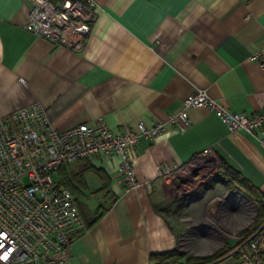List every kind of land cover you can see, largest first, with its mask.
<instances>
[{"label":"crops","instance_id":"obj_1","mask_svg":"<svg viewBox=\"0 0 264 264\" xmlns=\"http://www.w3.org/2000/svg\"><path fill=\"white\" fill-rule=\"evenodd\" d=\"M94 2L84 44L67 47L24 27L30 0H0V115L39 102L59 130L98 118L112 131L162 121L133 152V188L117 174V155L59 169L83 221L63 264H150L179 244L165 196L174 177L160 164L174 172L211 146L229 182L264 191V126L258 138L229 130L206 106L187 108L185 129L168 120L197 88L233 111L262 110L264 73L249 56L264 49V0Z\"/></svg>","mask_w":264,"mask_h":264},{"label":"built area","instance_id":"obj_2","mask_svg":"<svg viewBox=\"0 0 264 264\" xmlns=\"http://www.w3.org/2000/svg\"><path fill=\"white\" fill-rule=\"evenodd\" d=\"M30 2L24 27L55 44L82 46L97 19L94 0ZM249 57L257 60L264 73V49ZM260 99L262 110L247 114L231 110L205 89L197 88L183 98L181 108L168 120L185 129L187 108L206 106L229 130L242 129L258 138L264 126V90ZM162 130L163 122L156 120L150 125L138 122L136 129L112 131L101 118L59 130L51 125L39 102L0 115V264H63L60 254L83 228V221L71 190L55 181L52 172L90 155H117V174L133 188L138 183L133 165L137 143ZM259 140L264 146V138ZM193 162L202 170L218 164L208 146L174 172L161 164L158 170L175 177ZM197 179L188 176L189 183L196 184ZM235 237L228 251L205 264H264V213L257 217L254 208L250 222ZM227 256L232 258L226 261Z\"/></svg>","mask_w":264,"mask_h":264},{"label":"rangeland","instance_id":"obj_3","mask_svg":"<svg viewBox=\"0 0 264 264\" xmlns=\"http://www.w3.org/2000/svg\"><path fill=\"white\" fill-rule=\"evenodd\" d=\"M62 175L60 170L52 172L60 183ZM188 176H196V184L189 183ZM165 196L173 225L179 230V249L185 255L206 256L224 251L227 244L233 246L255 208L249 197L223 176L220 167L202 170L195 162L167 183Z\"/></svg>","mask_w":264,"mask_h":264},{"label":"trees","instance_id":"obj_4","mask_svg":"<svg viewBox=\"0 0 264 264\" xmlns=\"http://www.w3.org/2000/svg\"><path fill=\"white\" fill-rule=\"evenodd\" d=\"M62 171V179L61 183L65 185L66 187L68 186V175H66L65 171L61 169ZM231 177L233 179L239 180V175L237 172H230ZM230 181V180H228ZM71 192L73 191L72 188L69 187ZM244 194H246L251 202L253 203V206L256 209V216H260L264 213V205H263V198H264V193L261 191H256L254 190H246L243 189L241 190ZM73 193V192H72ZM98 217V215H97ZM227 247L225 248L224 251H215L212 254L206 255V256H194V255H185V252L179 249V244L175 249L161 252L158 254H151L150 255V264H205L207 262H210L211 260L217 258L218 256L224 254L226 251H228L232 246H229L228 244L226 245ZM184 257L185 260L183 262L179 261V257Z\"/></svg>","mask_w":264,"mask_h":264},{"label":"snow or ice","instance_id":"obj_5","mask_svg":"<svg viewBox=\"0 0 264 264\" xmlns=\"http://www.w3.org/2000/svg\"><path fill=\"white\" fill-rule=\"evenodd\" d=\"M6 258V257H5Z\"/></svg>","mask_w":264,"mask_h":264}]
</instances>
